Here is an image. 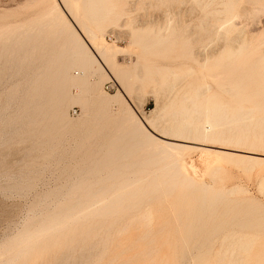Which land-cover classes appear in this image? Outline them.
<instances>
[{
    "label": "rangeland",
    "instance_id": "rangeland-1",
    "mask_svg": "<svg viewBox=\"0 0 264 264\" xmlns=\"http://www.w3.org/2000/svg\"><path fill=\"white\" fill-rule=\"evenodd\" d=\"M57 1L0 0V54L4 52L7 40L31 28L34 36L42 30L43 39L40 42L47 44L43 59L49 68L69 60L74 50L67 44L66 34L69 33L74 34L77 45L82 46L84 43L90 57L96 56L94 47H113L125 52L118 53L113 59L108 56V64L102 58H90L93 63L96 59L101 62L94 63L95 68L90 62V71L85 78L87 85L97 86L92 100L86 96L80 102L72 103L69 99L76 92L70 84L65 86V121L62 123L65 127L63 136L57 140H47L44 134L48 135L49 132L43 134L38 122H33L50 110L49 105L39 108V105L28 104L29 93L26 87L33 84L29 76L34 68L21 73L19 66L24 58H14L13 50L5 52L0 59V70L4 67L0 73V264L13 259L26 261V264H51L60 260L64 264L212 263L211 259L198 256L206 248L215 252L220 244V237L214 243L205 245L201 251H197L198 248H182L180 225L185 215V195L179 197L181 194L177 193V198L175 193L179 187L174 188L171 193L167 190L168 181L166 182L164 175L169 166L164 167L166 164L154 160L156 158L152 153H148L150 150L141 147L138 144L139 138L131 131L138 120L157 133L156 130L163 128L162 121L168 118L169 112L182 108L183 97L191 92L192 84L186 71L188 67L198 70L191 59L187 34L191 25L197 21L193 19L188 25L185 24L182 13L181 22L178 23L172 5L158 7L157 0H137L131 14L133 19L128 24L107 23L98 30L88 22L87 27L95 30L96 39L92 40L86 35L85 27L77 20L85 15L78 12L80 3L74 5L71 13L62 8L61 17L64 22L60 23L58 20L59 24L52 29L47 13L55 10ZM219 8V0H201L200 6L195 7V13ZM257 19L252 21V25L247 23L246 28L239 26L244 31L242 35L237 32L241 39L246 36L245 32L255 28ZM63 24L69 27L65 29ZM59 28L64 30V35L57 34ZM100 35H104L102 40ZM61 47L64 55L58 59ZM39 57L34 54L24 61L31 64L32 61H41L42 58ZM167 68L170 72H164ZM70 73L76 78L80 68L74 66ZM138 73L141 75L138 76ZM146 73L157 74L159 82L146 79ZM118 74L130 78L122 81ZM205 91L204 88L202 92ZM205 93L217 94L218 90L212 87ZM104 101L107 103L105 107ZM230 107L233 106H228V110H231ZM38 108L43 112L40 116L35 115ZM259 117L258 112L252 115L254 119ZM89 127L92 139L82 141L81 132ZM169 138L173 140L169 142L182 141L187 143L186 147L197 148L174 151V158L169 161L175 162L173 167H181L187 180L194 182L197 187L205 183L216 188L235 189L234 194L228 196L231 208L235 209L231 214L232 220L229 219L231 230L239 233L236 235L244 240L253 242L248 259L238 249L227 250V256L238 258L239 264H264V227L239 226L241 221L252 224L249 221L257 214V210L264 214V164L253 165L252 170L247 172L242 166L239 168L236 161H229L230 159H222L220 163L212 161L213 150L218 147L264 155L262 141L250 136L243 137L239 142L229 141L227 138L217 142L197 137L190 141L186 139V135ZM138 146L141 148L138 149ZM120 153L128 155L103 167L104 161H113L112 157ZM218 164L221 171L210 177L209 169L214 165L219 167ZM113 185L124 192H144L130 201L138 206V210H124V206L129 203L125 202L120 211L106 218L97 215V204L85 211V203L88 202L84 198L85 192L99 187L110 189ZM108 197L111 200L114 198L111 195ZM180 199L183 201H179ZM223 208L224 205H219L220 212ZM66 209L69 211L64 212ZM139 212L144 215L150 213L151 223L143 218L142 222L138 221L136 218L141 216ZM132 214H136L134 219ZM117 230L121 232L117 234ZM118 235L124 237L122 241ZM20 248H24L27 253L16 257L14 254ZM240 253L242 255L238 256Z\"/></svg>",
    "mask_w": 264,
    "mask_h": 264
},
{
    "label": "bare ground",
    "instance_id": "bare-ground-1",
    "mask_svg": "<svg viewBox=\"0 0 264 264\" xmlns=\"http://www.w3.org/2000/svg\"><path fill=\"white\" fill-rule=\"evenodd\" d=\"M57 2L58 4L57 7H55V10L51 13H47L50 21L49 24L52 25V29L57 27L59 24L58 20H60V23L62 21L64 22V18L61 17V12L63 11L62 8H65L67 11H69V13H71L72 8L75 7L74 5L76 3H80L78 4L80 5L78 12H81L85 15H82L81 19H77L76 17L75 19L79 20L80 24L85 27L86 35L90 39L95 40V30L93 31L87 27L88 22L92 23V25H94L98 30L102 29V27H104V25L107 23L116 25H121V23L128 24L133 19L131 14L135 10L134 8L137 0H58ZM156 2H158V7L161 5L164 6L165 4L172 5L175 13L174 17L178 23L181 22L182 13L184 14L185 24L188 25L193 21V19L197 21L191 25L187 34L188 43L190 44L191 59L198 70L195 71L194 67H188L186 72L187 76L191 77L192 80L190 87L191 92L183 97V104L180 110H171L169 112L168 118L162 121L163 128H159L156 130L157 133H155L154 130H150V128L146 127L147 124L145 125L144 123L136 120L135 126L131 131H133V133L139 138L138 144L141 147L150 150L148 153H152V156L156 158L154 160L159 163L161 162L166 164L164 167L167 165L169 166L164 175L166 182L168 181L169 184V186L166 184L168 187L167 190L171 193L174 188L179 187L176 189L178 192L176 191L175 195L177 193L181 194L179 197H181L182 194L185 195L184 200H187L185 202L186 209H184L185 215L183 222L180 225V234L182 236V241L180 242L182 243V248H198L197 251H201L204 249L205 245L214 243L216 238L220 237V244L216 248L215 252L212 251L211 248H206L203 250V252L199 253L198 257H201L202 259L203 257L211 259L213 261L212 263L214 264H239V261H237L239 260L238 258H229L227 256V250L238 249L241 253L243 252V256L248 259V252L252 249L253 241L244 240L242 237L238 236L239 233H235L233 230H231L232 225L229 224V221L232 220L231 214L235 209L231 208L228 196L234 194L235 189L226 190L222 187L216 188L212 185H206L205 183L197 187L194 182L187 180L185 178L186 176L181 170V167H173L175 162L173 163L169 161L173 160L174 151L193 148L195 146L186 147V142L182 141H177L175 143L169 142L173 141L169 137H182L186 135V139H189L190 141L197 137V139L200 138L201 140L214 139L217 142H222V140L225 138H227L229 141L235 140L236 142H239L243 137L248 136L249 138L250 136L254 139L261 140L264 144V0H219V9H214L210 12L202 10L201 12H196L197 14L195 13V7L200 6L201 0H157ZM260 16L263 19L259 18ZM255 18L259 19V21L257 19L255 22L256 26L255 24L253 25L255 28L249 32H245L246 36L241 39L237 32L239 31L242 35L244 31L243 29H240L239 26L243 25L244 28H246L247 23L252 25L254 23H252V21H254ZM63 25L65 26L66 24ZM65 27V29H67L69 25ZM71 29L72 27H70V30ZM9 34H11V32H9ZM42 34V30H39L34 36L33 30L31 28L25 32L13 35L9 40H7V45L3 48L4 52L1 53L2 55L0 54V59L4 56L5 52H8L9 50L14 51V58L20 56V59H25L31 57L34 54H36L38 57L41 56L39 57L42 58L41 61H32L31 64H29L28 61H24L23 59L22 64L19 67H21V73L24 70L34 68V70L31 71L32 75L29 76L30 82L33 84H30V86L26 87V91L29 93L28 104L39 105V108L42 105H49L50 107L49 112L46 111L45 113L42 112V109L40 110L38 108L35 115L40 116L41 112L43 115H41V118L38 120H33V122H38V127H40L43 134L47 132L51 133H48V135L44 134L47 140H57L63 136V130L65 127L62 125V123L65 121L63 111V103L66 96V92L64 91L65 86L70 84L76 92L75 95L69 99L72 103H78L82 98H86V96L88 97L87 99L92 100L95 87L97 86L92 87V85H87L85 80L86 75L90 71V58H102L106 62L108 56H110V58L112 57L113 59V57L115 58V55L118 53L122 54L125 52V50L118 48L115 49L113 47L105 48L103 46L94 47L96 56L90 57L91 54H88L89 50L83 46L84 43L82 42V46L77 45V40L75 39L74 34L69 33L66 34L68 41L67 44H69L74 49L71 52L72 54L70 55L69 60H64L63 62L49 68L46 66V61L43 59L45 53L47 52V44H42L40 42L43 39ZM57 34L64 35V30H58ZM103 36L100 37L101 40ZM63 37L64 36H62L61 39H63ZM54 42L52 41V43ZM89 46L91 47V45ZM61 50V53L57 55L58 59L64 55L63 48ZM110 50H112V52H110ZM112 59L110 60L111 62L113 61ZM94 61L97 62V59ZM91 63L94 67L93 61ZM106 64L108 63L106 62ZM74 66H78L80 68V73L76 74V78L71 75L72 72L70 73ZM99 68H101V66ZM1 69L2 70H0V73L3 72L4 67ZM98 71L101 72L100 69ZM156 72L157 71H155V73ZM164 72H170V70L167 68ZM139 75H141V73H138V76ZM157 76L158 75L154 73H146V79H153V81L159 82ZM118 77L121 78L122 81L126 80V78H130L124 74H118ZM212 87L218 90V93L207 95L205 92L210 91ZM204 88L206 91L202 92ZM115 100L117 99H114V101ZM103 104L105 107V105H107L106 101H104ZM228 106L233 107H230L231 110H228ZM255 112L260 114V117L257 119L252 118V115ZM126 116L129 115L126 114ZM133 121L135 122V119ZM124 124H126V122ZM39 134L42 135L41 133ZM124 135L126 136L127 134ZM130 135L133 134L131 133ZM81 139L82 141L92 139L91 127L81 132ZM141 147L138 146V149ZM144 148L143 150H145ZM218 148L213 150L214 158L212 161L214 162L218 163L219 161H222V159H230L229 161H236L238 167L242 166L247 172H249L248 170H250L253 165L257 164L258 166H261V164H264V155H258L249 151L241 152L240 150L237 151L226 148L222 149L221 147ZM195 149L197 148H193V150ZM227 151H232L238 154H231ZM126 155L128 154L120 153L113 156V161H110L111 159L104 161L103 167L108 165L109 162H116L121 158L126 157ZM218 165L219 167L214 165L215 167L209 169L208 174L210 177L216 176V174L221 171V166L220 164ZM161 176H163V174ZM156 185L158 186V184ZM116 186L113 185V187L110 189L99 187L95 190L90 189L85 192L84 198H87L86 200L88 201L85 203V211H89L92 206L97 204L99 206L97 215L102 218H106L107 216L120 211V208L125 202L129 203L124 206V210H138V206L130 203V201L133 200V197L142 195L144 192H138V190L133 192H124L122 189L117 188ZM186 191L189 192L187 193ZM108 195L114 197L113 200H111ZM176 196L178 198V195ZM181 200L183 201V199H180L179 201ZM219 205H224V208L221 210V212L219 211ZM63 211L66 212L69 211V209ZM144 213H146V211ZM142 214L143 213H141L140 218H136L139 219L138 221L142 222V218L143 220L145 219L146 222L151 221L149 219L151 215L150 213L149 215H147L148 213L145 215ZM132 215H134V219L136 214ZM138 216L139 215H137V217ZM145 223L143 224L144 226L146 225ZM239 223L240 227L248 225H251L252 227H256L258 225L264 227V214L257 210V214L249 221V223L252 224H247L244 221ZM42 225L43 224H41V226ZM121 225H123V223H121ZM119 227L121 228V226ZM89 231L90 230L88 229L87 232L89 233ZM120 232L121 230H119L117 234ZM118 238H120L122 241V238L124 237L119 236ZM70 250L71 249H69V251ZM26 253L27 252L24 248H20L15 252L14 255L16 257H20ZM241 253L238 254V256L242 255ZM198 257L197 259H200ZM212 263L206 261V263L203 264ZM3 264H26V261H18V259H13ZM51 264L64 263L60 260V262L55 261Z\"/></svg>",
    "mask_w": 264,
    "mask_h": 264
}]
</instances>
